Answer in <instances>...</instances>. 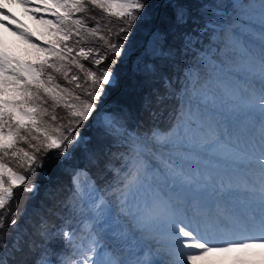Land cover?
Wrapping results in <instances>:
<instances>
[{"label":"snow or ice","instance_id":"6c2138e0","mask_svg":"<svg viewBox=\"0 0 264 264\" xmlns=\"http://www.w3.org/2000/svg\"><path fill=\"white\" fill-rule=\"evenodd\" d=\"M13 4L43 27L42 39L10 11ZM88 5L122 21L117 42L111 26L106 38L98 18L81 15ZM173 7L176 24H187L189 10ZM146 8L147 0H0V28L26 45L0 41V264H264V0L213 5L202 26L180 33L178 48L165 49L166 34L153 33L160 57L186 65L178 106L163 132L142 131L124 110L99 104L115 80L118 59L99 74L93 70L108 53L122 57ZM208 12L204 5L201 15ZM88 36L103 41L107 52L84 47ZM144 70L157 71L153 65ZM161 78L171 90L169 77ZM58 107L67 110L66 123L56 115ZM90 120L95 136L85 140L78 128ZM113 145L122 149L116 169L104 151ZM52 150L65 160L76 159L78 150L115 178L99 188L94 180L81 182L88 173L76 168L62 222L43 220L42 243L27 252L18 240L9 248L3 231L9 218L11 227L17 225L10 207L15 189L35 191L25 173L43 168L39 154ZM52 240L55 250L47 246ZM37 249L38 257L23 259Z\"/></svg>","mask_w":264,"mask_h":264},{"label":"trees","instance_id":"16d2710c","mask_svg":"<svg viewBox=\"0 0 264 264\" xmlns=\"http://www.w3.org/2000/svg\"><path fill=\"white\" fill-rule=\"evenodd\" d=\"M188 1L190 0H178L179 5H182L183 2L187 3L185 7L190 13L188 23L178 26L175 20V10L174 14L169 12L172 9L171 2L165 3V0L163 4L164 8L161 9V5L159 7V3L161 4L160 0H147L145 14L149 9L152 8L155 10L159 9V11L163 10L164 12V14L159 17L157 23L155 24L157 18L155 21L154 19L148 20L145 18V14H142L141 19L136 21L134 27L131 29L129 40L124 45V54L122 57L115 58L110 53H108V59L101 64L100 68H93V70L97 71L99 74L101 69L112 66L111 61L113 59H118V62L112 68L116 74V84L106 87V95L101 97L100 101H102L112 91L120 86V80L126 75V73L129 72L128 67L130 62L132 63L130 73H128V78L124 80V84L130 81L132 86L126 89V93H124L123 96H121V93L118 92L116 95H111L108 97V103L103 105V109L124 110V112L130 117V123L133 126L139 125L142 131L151 130L154 128H160L162 131H165L169 128L170 124L172 123L170 117L173 114V110L178 106V98L176 94L181 92L184 87V70L186 67L185 62L180 58L173 62L160 57L158 54L159 52L155 53L154 46L150 45V41L151 43H155L153 33L159 31L160 33L166 34L167 39L164 42L165 49L169 47L178 48L181 43V32L191 30L197 25H203L209 18L211 12H208L206 15H201V4L208 5L211 10H214L212 8L213 5L218 4L216 0H191L192 2L190 3H188ZM88 8L89 11L81 15L85 19L88 17L98 18L100 21L102 34L106 38L109 37L108 27L111 26L113 33L111 35V40L113 42H117L115 32L122 24V21L116 19L115 17L106 15L98 8H92L91 5H88ZM167 16H170L172 20L171 25L169 26L166 25L168 23L164 24L162 22ZM88 23L89 26H95V20L93 19H89ZM119 42L123 43L122 40ZM143 45L144 48L141 51ZM83 46L98 49L101 55H104L107 52L104 42L95 36H88L87 43ZM95 58L97 57H93V59ZM82 63H84L86 67H92L91 60H82ZM145 65H153L156 67L157 71L155 73L147 72L144 70ZM72 74L80 76V83L84 85V89H88L90 87V84L85 82L83 73H80L78 70L73 68ZM135 75L136 77L133 78ZM162 76L169 77L171 82V90L165 87L164 80L161 78ZM57 79L62 85L73 88L82 99H90V97L85 95L84 90L77 89L74 85L66 84L63 78L60 76H58ZM170 91L173 92V95H169ZM98 111H100L99 106ZM56 115L61 118V123H66L67 119L69 118L67 110L63 107H58L56 109ZM78 130L82 135H90V137L85 140H91L95 136V125L93 121L81 122ZM83 138H85V136ZM20 146L27 148L26 144H21ZM104 151L108 153V159L111 160L113 168H120L121 160L118 158V153L122 151V149H119L117 146L113 145L110 149L106 147ZM54 152H57V154L52 155ZM112 153H116L117 155L113 156ZM39 155L42 159L48 155H51L50 158L44 161L43 165L45 171H48L51 174V181L43 184V187L47 188L48 186L49 190L48 192H41L37 194L30 193V196L27 194V192L24 193V196L29 199L34 197L40 198V201H34L32 206L23 203L25 200L24 197L23 202H18V206H16V203H12L11 201L10 207L12 208V211L16 213V218L20 217L19 222L13 228L10 226L9 218V220L6 221V230L3 231V236L7 239L9 248H11L13 243L18 240L20 246L24 248L25 252L28 251L29 245H39L42 243L40 235L37 242L35 241L34 237L37 235L36 229L40 226L43 220H47L49 224L55 223L56 225H59L62 222L60 217L64 215L63 202L71 194L70 190L73 187V170L80 167L87 169L91 173L95 182L98 184L99 188H104L107 183L113 181L115 178V172L113 170H109L108 168L101 170L95 164H90L87 160L80 157L78 150L77 158L71 160H65L63 157H60L59 150H52L47 154L42 152ZM12 166L14 168L17 167L15 162H12ZM43 168L37 169L35 174H25L28 175V178H33L34 176H39V174L43 173ZM17 169L22 173L24 172L23 169ZM15 198L16 196H14V199ZM0 215H3V213L0 212ZM18 225H20V227ZM31 233L33 234L31 235ZM8 234L13 236H7ZM47 246L50 250H55V240L49 241ZM2 251L3 250L0 249V253H2ZM39 251L40 249H37L34 254L25 256L23 259L36 258L39 256ZM20 258L21 257H18V259ZM51 259L55 260L56 257L52 256Z\"/></svg>","mask_w":264,"mask_h":264},{"label":"rangeland","instance_id":"374dc122","mask_svg":"<svg viewBox=\"0 0 264 264\" xmlns=\"http://www.w3.org/2000/svg\"><path fill=\"white\" fill-rule=\"evenodd\" d=\"M164 1L165 0H160L161 4L159 3V7L161 5V9L164 8V6H163ZM35 2H36V0H33V3H35ZM167 2H171V7H172L171 11L172 12L171 11H169V12L171 14H174V7H173V5L178 4V0H166L165 3H167ZM190 2H192V1L191 0L188 1V3H190ZM216 2L218 4H220L222 1L216 0ZM183 4H184V6L187 5V3H184V2H183ZM10 11L15 12L17 14V16L19 17V19L24 22V24L27 26V28L30 29V30H32L34 33H36V35L34 36V39L41 37L40 34L43 32V27L41 25H39L37 23V21L33 20L31 18V16L27 15L25 13V10L22 7L13 4L11 6V8H10ZM163 14H164L163 10L162 11L161 10L159 11V9L158 10H155V9L152 8V9H149L147 11V13L145 14V16H146L145 18L148 19V20L154 19V21H155V19L157 18V16H158V19H159V17L162 16ZM171 21H172L171 20V17L170 16H167L162 22L164 24L168 23L166 25L169 26V25H171ZM0 41L6 43L11 48H24V47H26V45H24L19 40V38L17 36H13L11 32L6 31L3 28H0ZM150 45L151 46H154V52L155 53L156 52H159V48H158V46H157L156 43H154V42L151 43V41H150ZM131 66H132V63L130 62V65L128 67L129 68V72L128 73H130ZM128 73H126V75L123 76L122 79L120 80V86L117 89H115L114 91H112L102 101H100L99 104H101V105L107 104L108 103V99H109L108 97H110L111 95L114 96L118 92L121 93L120 94L121 96H123V94L126 93V89L127 88H130V86H132V83H130V81H128L126 84H124V80H126V78H128V75H129ZM135 77H136V75L133 78H135ZM116 81H117V78L115 77V80H114V82H113L112 85H115L116 84ZM105 95L106 94H104L103 96H105ZM80 134H81V132H80ZM81 136L82 137L85 136V139H88L90 137L89 134H86V135H82L81 134ZM55 154H57V152L52 153V155H55ZM50 157H51V155L50 156L49 155L46 156L43 159V161L47 160ZM43 169H44V170H42L43 173L39 174V176L37 175V176H34L33 178H28V184L29 185H31L33 183L36 185L35 191L32 192L33 194H37V193H41V192H48V190H49L48 186H47V188L46 187H43V184L51 181V174L48 171L46 172L45 171V168H43ZM80 179H81V182L87 183L88 180H89V177H87V176H81ZM24 193H26V191L24 190L23 187H19V188L15 189V196H16V198L12 201V203H16V206H17L18 202L19 203L20 202H23V197L25 199L23 203L29 204L30 206L33 205V202L34 201H38V202L40 201V198H38V197H34V198L29 199V198H27V197L24 196ZM27 194L30 196V193L27 192ZM19 218L17 217V223L19 222ZM18 226L20 227V225H18ZM30 232H29V234H30ZM36 233H37V235L34 237V239L37 242L38 237H39V227L36 229ZM32 234L33 233H31V235ZM7 236H13V235L8 234ZM27 237H26V239H27Z\"/></svg>","mask_w":264,"mask_h":264}]
</instances>
